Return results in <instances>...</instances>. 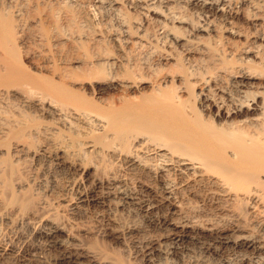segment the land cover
I'll use <instances>...</instances> for the list:
<instances>
[{
	"label": "bare ground",
	"instance_id": "obj_1",
	"mask_svg": "<svg viewBox=\"0 0 264 264\" xmlns=\"http://www.w3.org/2000/svg\"><path fill=\"white\" fill-rule=\"evenodd\" d=\"M0 264H264V0H0Z\"/></svg>",
	"mask_w": 264,
	"mask_h": 264
},
{
	"label": "rangeland",
	"instance_id": "obj_2",
	"mask_svg": "<svg viewBox=\"0 0 264 264\" xmlns=\"http://www.w3.org/2000/svg\"><path fill=\"white\" fill-rule=\"evenodd\" d=\"M25 62H27V60H25ZM197 105H198V104H197V103H195V107H197Z\"/></svg>",
	"mask_w": 264,
	"mask_h": 264
}]
</instances>
